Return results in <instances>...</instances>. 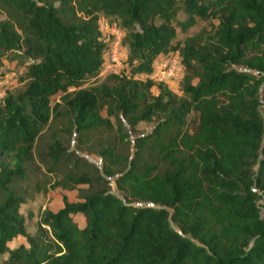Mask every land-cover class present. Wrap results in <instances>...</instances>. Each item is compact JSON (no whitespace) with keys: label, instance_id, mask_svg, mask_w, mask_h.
I'll return each instance as SVG.
<instances>
[{"label":"trees","instance_id":"1","mask_svg":"<svg viewBox=\"0 0 264 264\" xmlns=\"http://www.w3.org/2000/svg\"><path fill=\"white\" fill-rule=\"evenodd\" d=\"M0 16V79L24 66L0 97V264H264V0H0ZM102 17L127 54L97 83ZM173 53L179 93L150 78ZM37 173L79 200L31 231Z\"/></svg>","mask_w":264,"mask_h":264},{"label":"rangeland","instance_id":"2","mask_svg":"<svg viewBox=\"0 0 264 264\" xmlns=\"http://www.w3.org/2000/svg\"><path fill=\"white\" fill-rule=\"evenodd\" d=\"M178 16L180 18L184 17L182 13H179ZM1 18L2 17L0 16V19ZM214 22L215 21L213 19H209L206 21L198 20L196 25L191 27L187 32L178 31L177 38L181 40L186 35L195 34L202 28L209 29L211 24ZM107 24L108 22L106 19H104L103 17L100 18L99 27L102 28L103 34H105V36H108V34H111L114 36V38H113V41H112V44L109 50L105 54V66H104L102 73L98 77V82L95 81L97 83L104 81V77L108 72L119 71L124 66V60L127 54V51L124 47L120 46V44L114 43L115 42L114 39L116 40L118 39V37L120 38V31L119 30H117V32L110 31L109 29L106 28ZM5 63H6L5 64L6 66L3 70H8V71L5 73L4 78H6L8 81L7 83H3V80H6V79H3V78L0 79V82H1L0 85L3 84L0 87V97L4 95V92L6 89H16L22 86V83H20L18 79H19L20 74L24 71V66L18 65L15 61L11 63H7V62ZM90 82L91 83H87V84L90 85L94 83L93 80ZM168 85L174 92L176 93L180 92L178 90V83L170 82ZM152 90L154 93L157 92V90L154 87L152 88ZM58 100H59V94H56L51 97L52 102H56ZM102 114L105 115L104 110L102 111ZM263 114H264V111H263ZM187 125L190 130L194 129L195 127L194 113H191L189 115ZM153 126L154 124L152 122L140 123L137 126V130L135 134L131 136L132 140L134 139L135 135L145 134L148 131H150L153 128ZM69 146L71 149H74L75 148L74 141H71ZM77 151L80 153V155L85 157L89 162H92L98 166H101L102 164L101 158L97 156L96 154L88 153V152H80V150H77ZM33 177H34L33 181L37 180L38 182H40V184H45V187L47 190L34 193L33 183H31V185H29L28 183H24L25 185H23V188H25L27 200L25 203L21 205V212L26 217L28 216L27 217V228L28 230H31V231H33L36 228V224L43 210L48 209L53 212H57L60 208H62L63 206L62 198L64 196H66L69 201L79 200L77 189L66 190V189H62L59 187L51 188V184L53 182V177L51 175L48 176L46 174L37 173L33 175ZM111 185H112V188L114 189L115 188L114 184L111 183ZM80 187H85V186H80ZM74 220L79 226H81L84 222V218L80 214H76L74 216Z\"/></svg>","mask_w":264,"mask_h":264},{"label":"built area","instance_id":"3","mask_svg":"<svg viewBox=\"0 0 264 264\" xmlns=\"http://www.w3.org/2000/svg\"><path fill=\"white\" fill-rule=\"evenodd\" d=\"M106 28L109 29L110 31L117 32V29L115 27H109L108 24L106 25ZM100 29L102 30L101 27ZM114 41H115L114 43L119 44L120 42L119 37L116 40L114 39ZM182 74H183V68L181 65L180 56L177 53H173L170 55H159L154 60L153 71L150 75V78L156 81L165 82L167 84H169L170 82L178 83ZM3 79L6 78L3 77ZM7 81H8L7 79L3 80V83H7Z\"/></svg>","mask_w":264,"mask_h":264},{"label":"crops","instance_id":"4","mask_svg":"<svg viewBox=\"0 0 264 264\" xmlns=\"http://www.w3.org/2000/svg\"><path fill=\"white\" fill-rule=\"evenodd\" d=\"M5 64H6V63H5ZM80 215H81V214H80ZM83 224H84V222H83ZM83 224H82V225H83ZM82 225H81V226H82ZM19 240H21V239L19 238Z\"/></svg>","mask_w":264,"mask_h":264}]
</instances>
